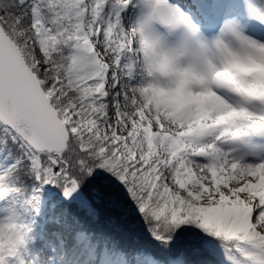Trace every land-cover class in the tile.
<instances>
[{
  "label": "snow or ice",
  "instance_id": "snow-or-ice-1",
  "mask_svg": "<svg viewBox=\"0 0 264 264\" xmlns=\"http://www.w3.org/2000/svg\"><path fill=\"white\" fill-rule=\"evenodd\" d=\"M0 264H264V0H0Z\"/></svg>",
  "mask_w": 264,
  "mask_h": 264
}]
</instances>
